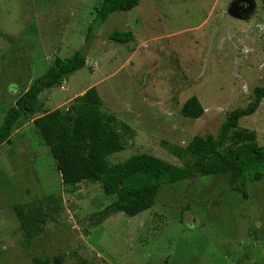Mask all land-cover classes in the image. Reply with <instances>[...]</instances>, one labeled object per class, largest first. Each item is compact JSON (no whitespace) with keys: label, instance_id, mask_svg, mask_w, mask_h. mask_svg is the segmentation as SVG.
<instances>
[{"label":"rangeland","instance_id":"374dc122","mask_svg":"<svg viewBox=\"0 0 264 264\" xmlns=\"http://www.w3.org/2000/svg\"><path fill=\"white\" fill-rule=\"evenodd\" d=\"M101 1L0 0V125L55 58L83 50L86 66L39 95L41 113L66 109L95 87L102 111L132 130L111 165L147 153L184 167L189 141L217 137L226 115L264 86V0H249L247 18L229 12L236 0H140L109 15L86 42ZM115 30L134 38L112 42ZM191 96L204 109L195 120L180 114ZM239 126L264 146V99ZM10 140L0 145V264L56 256L61 264H264V180L249 185L247 197L223 176L165 183L150 209L93 226L92 215L114 196L98 183L63 184L32 119ZM43 200L50 217L28 241L14 206Z\"/></svg>","mask_w":264,"mask_h":264},{"label":"trees","instance_id":"16d2710c","mask_svg":"<svg viewBox=\"0 0 264 264\" xmlns=\"http://www.w3.org/2000/svg\"><path fill=\"white\" fill-rule=\"evenodd\" d=\"M140 0H102L95 7V17L88 27L86 42L114 12H128ZM134 38L130 30L113 31L108 39L126 44ZM87 44V43H86ZM86 66V54L78 50L70 57L55 58L45 74L16 99L0 125V145L10 143L13 128L20 121L32 119L42 142L55 161V168L65 185L82 182L98 183L103 194L114 201L91 217L92 225H100L116 213L133 217L150 209L165 183H176L200 176H223L228 189L247 197V187L264 180V146L257 143L254 131L241 128L239 120L253 115L264 99V86L252 91L244 107L230 111L221 123L217 137L195 135L182 150L191 157L179 167L147 153L129 157L122 163L110 164L108 158L126 148L125 136L132 133L115 115L102 111L103 102L95 87L72 100L66 109L42 112L39 95L60 85L66 78ZM41 113V116L35 117ZM204 113L196 96L187 99L180 114L198 119ZM37 201L14 206L15 216L28 241L35 239L50 217ZM61 256L49 260L36 259V264H61ZM82 264H87L85 261Z\"/></svg>","mask_w":264,"mask_h":264},{"label":"water","instance_id":"95a60500","mask_svg":"<svg viewBox=\"0 0 264 264\" xmlns=\"http://www.w3.org/2000/svg\"><path fill=\"white\" fill-rule=\"evenodd\" d=\"M244 8V12H248L251 10L252 8V3L249 0H236L235 2H233V4L231 5V9H229V12L231 13V15L235 18H243L240 15L241 9ZM232 10V11H231Z\"/></svg>","mask_w":264,"mask_h":264},{"label":"flooded vegetation","instance_id":"af4514ba","mask_svg":"<svg viewBox=\"0 0 264 264\" xmlns=\"http://www.w3.org/2000/svg\"><path fill=\"white\" fill-rule=\"evenodd\" d=\"M244 8L241 9V12H240V15L243 17V18H247V13L244 12Z\"/></svg>","mask_w":264,"mask_h":264},{"label":"crops","instance_id":"0c3cea01","mask_svg":"<svg viewBox=\"0 0 264 264\" xmlns=\"http://www.w3.org/2000/svg\"><path fill=\"white\" fill-rule=\"evenodd\" d=\"M85 91H86V90H85ZM85 91H84V92H85ZM84 92H83V93H84ZM83 93H81V94H83ZM81 94H80V95H81Z\"/></svg>","mask_w":264,"mask_h":264}]
</instances>
